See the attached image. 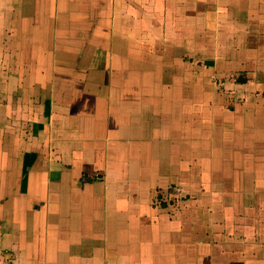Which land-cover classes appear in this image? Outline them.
I'll use <instances>...</instances> for the list:
<instances>
[{
  "label": "crops",
  "instance_id": "0c3cea01",
  "mask_svg": "<svg viewBox=\"0 0 264 264\" xmlns=\"http://www.w3.org/2000/svg\"><path fill=\"white\" fill-rule=\"evenodd\" d=\"M0 264H264V0H0Z\"/></svg>",
  "mask_w": 264,
  "mask_h": 264
},
{
  "label": "rangeland",
  "instance_id": "374dc122",
  "mask_svg": "<svg viewBox=\"0 0 264 264\" xmlns=\"http://www.w3.org/2000/svg\"><path fill=\"white\" fill-rule=\"evenodd\" d=\"M249 79H250V76H248L246 72H241V73H238V74L231 76V77L226 76L223 79H218V78L215 79V77H214L213 84H214V86H222L224 88L223 83L225 81H231V82L238 81V82L242 83V82L247 81Z\"/></svg>",
  "mask_w": 264,
  "mask_h": 264
}]
</instances>
